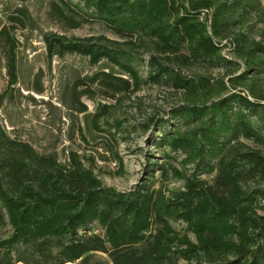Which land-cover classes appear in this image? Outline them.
I'll return each mask as SVG.
<instances>
[{
  "label": "trees",
  "instance_id": "obj_1",
  "mask_svg": "<svg viewBox=\"0 0 264 264\" xmlns=\"http://www.w3.org/2000/svg\"><path fill=\"white\" fill-rule=\"evenodd\" d=\"M83 2L85 12L67 0H54L52 12L67 28L99 20L126 45L134 46L142 34L151 39L150 78L184 90L183 105L172 112L178 124L166 129V121L159 120L163 134L154 146L183 152L184 162L195 164L197 171L187 176L174 169L186 184L172 197L150 178L121 192L105 186L77 152L70 153L68 165L62 164L56 155L40 154L29 143L11 138L0 122V222L7 218L13 230L0 240V264H34L31 258L42 264H89L97 252L107 254L113 264H264V187L250 190L244 185L248 178L264 184V37L256 40L238 28L254 1ZM28 19L29 10L19 7L11 25L0 29V53L6 56L11 88L18 82L19 41L13 31ZM44 40L50 60L66 54L88 56L92 64L107 59L129 76L102 71L81 79L71 92L76 102L95 83L108 96L136 92L143 84L135 67L111 47L119 41L54 32ZM228 45L236 59L223 54ZM237 59L243 65L240 74L229 71L228 81L213 82L205 75L184 77L165 62L241 68ZM77 111L86 112V105ZM104 112L93 115L96 125ZM215 171L213 185L197 176ZM171 220L185 222L195 241L176 231ZM95 222L103 234L92 231ZM54 243L60 248L56 256Z\"/></svg>",
  "mask_w": 264,
  "mask_h": 264
},
{
  "label": "rangeland",
  "instance_id": "obj_2",
  "mask_svg": "<svg viewBox=\"0 0 264 264\" xmlns=\"http://www.w3.org/2000/svg\"><path fill=\"white\" fill-rule=\"evenodd\" d=\"M53 1L0 0V29L11 25L12 17L17 14L19 7H26L31 15V19L26 20V26L16 24L18 26L13 31L19 46L16 49L18 82L12 88L9 87L10 76L5 53H0V122L7 134L11 138L29 143L40 154L56 155L58 161L65 165L70 163V153L77 152L83 164L87 168H93L105 186L113 187L117 191H129L143 183L146 178H150L155 187L161 189L167 197L184 190L186 181L174 169L191 176L197 171L196 165L186 164L183 152H172L163 145L159 148L154 146L163 134L159 130V120L166 121L163 126L166 129L172 130L173 125L178 124L172 112L183 105L184 90H177L170 82L156 83L150 78V58L154 53L151 39L142 34L136 39L134 46L126 45L124 39L95 19L79 28H67L53 14ZM67 1L86 11L83 0ZM253 1L254 6L247 8L245 20L238 28L249 37L261 40L264 37V0ZM50 32L76 38L104 36L119 41V45L111 47L138 71L143 81L140 90L108 96L107 89L100 83H95L90 86L92 92L81 96L80 102H76L71 92L76 82L81 79H87L102 71L126 78L129 76L107 59L92 64L88 56L66 54L63 57L54 56L50 60L44 40V35ZM224 42L229 43L230 40ZM231 49L228 45L223 54L236 59L235 52ZM237 60L241 68L233 64L212 66L200 62L190 66L176 61L165 62L184 77L205 75L213 82L220 78L228 81L231 77V74L227 76L229 71L240 74L243 65L242 61ZM260 87L264 90V78ZM82 105H86L87 111L79 113L77 108ZM103 111L105 114L96 125L93 115ZM96 126L105 132L99 131ZM80 127L83 133L79 131ZM243 141L249 146L258 147L251 141ZM161 164L164 168H159L158 165ZM164 169L168 171L166 175L163 174ZM216 174L217 171L201 172L197 176L213 185ZM244 185L250 190L264 187V184L252 178L245 179ZM261 204H264L263 200ZM259 212L261 213L260 210ZM171 224L176 231L187 233L195 241L194 234L187 232L185 222L171 220ZM91 227L94 233L103 234L98 223H93ZM12 232L5 218L0 222V240L9 237ZM59 250L54 243L53 255L56 256ZM39 261L38 258H31L30 262L42 264V260ZM201 261L180 260L179 263L203 264ZM66 264L81 263L76 261ZM89 264L113 262L107 254L97 252Z\"/></svg>",
  "mask_w": 264,
  "mask_h": 264
}]
</instances>
